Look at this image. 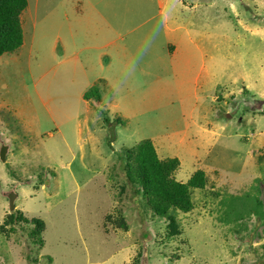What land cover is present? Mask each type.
Instances as JSON below:
<instances>
[{
    "label": "rangeland",
    "instance_id": "374dc122",
    "mask_svg": "<svg viewBox=\"0 0 264 264\" xmlns=\"http://www.w3.org/2000/svg\"><path fill=\"white\" fill-rule=\"evenodd\" d=\"M217 2L27 0L0 57V264H264V222L242 236L249 194L264 210V0ZM145 139L204 174L216 196L178 220L213 251L163 245L125 173Z\"/></svg>",
    "mask_w": 264,
    "mask_h": 264
},
{
    "label": "trees",
    "instance_id": "16d2710c",
    "mask_svg": "<svg viewBox=\"0 0 264 264\" xmlns=\"http://www.w3.org/2000/svg\"><path fill=\"white\" fill-rule=\"evenodd\" d=\"M209 1L214 4L216 3L217 5L221 4L220 2H217L218 0ZM26 6L27 0H0V57L3 54L14 53L22 46L23 29L20 15L25 10ZM213 8L215 10L220 9L217 6H214ZM223 11L225 12L222 16L224 20H235L233 13H229L230 10L227 9L226 6L223 7ZM154 142L150 139L142 140L135 151H131V166L125 167L128 185L142 198L143 201L140 202L146 206L150 213V217L152 218L151 220L154 218H161L159 220L162 221V227H165L168 230L164 236L166 244H163L162 242L164 246L167 244L180 245L183 254L187 257H190L191 254L198 248L206 249L207 253L213 251V249L207 248L206 244L200 241L198 231L186 236L184 233L186 226L181 225L179 220L183 219L184 215L187 216L188 214L195 212L197 207H200L199 202L201 200L196 201L194 199L195 194H198L199 191L206 192L207 195L212 193V196H216V194L211 191H204L205 186H203V183L206 181L204 174L197 173L193 176V178L190 176L187 179L177 177V171H179L178 160L169 157H166L164 160H160L158 152L166 155L168 153V149L167 146H159L160 151ZM7 153L9 154L8 147ZM7 153L4 161L0 159V164H7ZM4 172V168L0 167V174H4ZM255 196L256 197L249 194L246 199L249 200V198H252L253 206L249 210V213H242L244 224L246 226L243 225L245 233L243 235L241 233L239 234L240 236H244V238H246L245 235L250 231V229H253L254 227V225H251L252 221L264 222V210L262 204L260 203L258 196ZM202 200L207 203L206 199ZM178 215L180 216L179 218H177ZM234 220L243 222L242 219ZM13 223H16L13 227H20L26 224L20 219L17 212H15ZM31 223L34 227L31 225L28 226L29 228L27 229L29 233H33L36 229L35 224H39L37 221L36 223ZM233 232H235V230H233ZM194 235L197 236L196 241L193 240ZM217 245L220 251H225L231 247L233 248V246L226 248V246L223 245V242L219 239L218 235ZM246 246L247 254L249 256L258 257L256 252L259 250L257 248H252L251 240H246ZM234 251L235 248H233V252ZM204 264H216V259L208 262L205 261ZM217 264L223 263L219 261Z\"/></svg>",
    "mask_w": 264,
    "mask_h": 264
},
{
    "label": "water",
    "instance_id": "95a60500",
    "mask_svg": "<svg viewBox=\"0 0 264 264\" xmlns=\"http://www.w3.org/2000/svg\"><path fill=\"white\" fill-rule=\"evenodd\" d=\"M7 153V147L2 145L0 148V159L4 161L5 155ZM4 195L6 196L8 200V209L9 211H12L14 209V202L17 198V194L13 191L5 192Z\"/></svg>",
    "mask_w": 264,
    "mask_h": 264
}]
</instances>
